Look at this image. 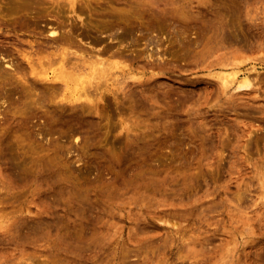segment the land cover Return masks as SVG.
<instances>
[{"label":"rangeland","instance_id":"rangeland-1","mask_svg":"<svg viewBox=\"0 0 264 264\" xmlns=\"http://www.w3.org/2000/svg\"><path fill=\"white\" fill-rule=\"evenodd\" d=\"M0 264H264V0H0Z\"/></svg>","mask_w":264,"mask_h":264},{"label":"bare ground","instance_id":"bare-ground-1","mask_svg":"<svg viewBox=\"0 0 264 264\" xmlns=\"http://www.w3.org/2000/svg\"><path fill=\"white\" fill-rule=\"evenodd\" d=\"M63 61H64V57L62 58V64H63ZM102 63L100 62L98 64H99V66L101 68H104L103 65H102ZM94 64L96 65L95 62H94ZM100 67H98V68H100ZM52 73L54 75V76H52V79L49 76H47V75L44 76V79H51V80H54V81H57V80L58 81H62V85L64 86V88L70 91L68 93V94H70V98H71L70 101H73V102L74 101H82V100H84V98H87L88 97V95H89V92L87 91L88 88H85L84 87L85 86L84 85L85 82L88 81V80H86L87 77L85 76V74L78 73V74H76L75 78H70L69 75L66 74L64 70L60 74H55L54 71ZM47 74H48V72H47ZM249 75H250L249 71H246L245 74L242 77H240L238 71L231 70V71H227V72L226 71H223L219 75V78H220V82H221L222 86L225 89H229L233 85L234 86L236 85V87H235L236 89H239V90H247V89H250V87H252L251 86L252 83L250 81L252 79L250 78ZM216 76H218V75H216ZM92 78H93V75H91V76L88 77L89 80L92 79ZM55 89H56V87H55ZM186 245H185V247H186Z\"/></svg>","mask_w":264,"mask_h":264}]
</instances>
